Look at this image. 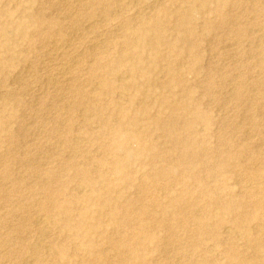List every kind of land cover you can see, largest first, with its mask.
Listing matches in <instances>:
<instances>
[{"label":"rangeland","instance_id":"obj_1","mask_svg":"<svg viewBox=\"0 0 264 264\" xmlns=\"http://www.w3.org/2000/svg\"><path fill=\"white\" fill-rule=\"evenodd\" d=\"M198 1L0 0V264H264V0H209L188 36Z\"/></svg>","mask_w":264,"mask_h":264},{"label":"bare ground","instance_id":"obj_2","mask_svg":"<svg viewBox=\"0 0 264 264\" xmlns=\"http://www.w3.org/2000/svg\"><path fill=\"white\" fill-rule=\"evenodd\" d=\"M97 1H100V0H97ZM183 1H190V0H183ZM208 4H209V0H199L198 3L195 2L191 6H188V8L186 10L179 11V12L175 13L174 14V17L172 16V18H174V19L176 18V22H177L176 23V26L177 27H180L181 29H183L184 32H186V34L188 36H191V35L195 34V28L192 27L193 25L191 23L192 16H194V14H196V12L199 11L200 9H202L203 7L208 6ZM217 12H219V8L217 9ZM220 15H221V20L223 22L226 21L225 20L226 17H223L224 14H223L222 11H220ZM183 16L185 18H188V20H187L188 22H184V20L182 19ZM166 18H167V16H165V14L163 13V11H160L155 19H149V20H145L144 19V20H142V22H141V28L139 29V32H138V34H139L138 40L141 41V43L144 44L145 46H150L151 48L158 49L161 46V43H162V41H161L162 26L160 25V22H162V20H164ZM102 20H104V19H102ZM187 23L188 24H191V26H187ZM127 29H128V27H127ZM169 55H171V54H168L167 57H169ZM164 57L165 56L162 57V56H158V55L153 54V55H151L149 57V59H150V62L155 65V64H157L159 62V60L161 58H164ZM132 73H133V70H130V69L129 70L127 69V71H120L119 72V74L121 76H125V75L127 76V75L132 74ZM93 75H96V72L95 71L93 72ZM169 75H170V77H172L174 79H177L176 77H174L173 74H169ZM257 75H258V73H257ZM123 79H125V78L123 77ZM105 83L107 85L108 84L110 85V83H108V82H105ZM189 97L190 96L188 95V98ZM181 105L182 104L175 105L174 107H172L171 110H170V113L168 111L169 115L167 116L168 119H166V120H163V118L161 117L162 113L163 114H166V112H164V111H158L157 114L154 116V127H155V129H157V130H161L162 129L168 137H173V136L178 137V136H176V132L178 131V127H179L178 125L181 123V120H182L183 116L180 115V114H178L177 112L181 108ZM186 105L187 104H185L184 107H186ZM187 112H188V114L193 115V118L191 120H187V121L184 120L185 121L184 122V126L186 128H190V127H193L194 124L201 119V117H200V113L198 112V110H197L196 107H194L191 110H188ZM81 118H82V116H81ZM118 132H121V131H118ZM141 133L142 132H138L136 130V132L134 134H135L136 137H138V136H141ZM179 139L180 138H175V141L180 144L179 147H178V149H181L184 146L181 149V153L192 154L191 155L192 157L200 156V154H198L197 152H195L196 150L195 151L193 150L192 145H190V144L184 145L185 142H183V140L181 141ZM111 143L114 144V145H116V147H118L119 149L125 150V149H127L128 139L121 140V138H116L115 140L111 141ZM140 143H141V146H142V148L144 150H148V148L151 147L148 143H144L143 140H140ZM152 149H154V148L152 147ZM130 158H133V157L131 156ZM164 171H166V169L163 170L162 172H164ZM251 182H252V179H251ZM111 200H112L111 198L109 200H106V202L104 203V205H110L112 203ZM223 208H225V207L223 206ZM121 210H120V212H121ZM115 211H118V208H116ZM114 213H116V212H114ZM128 216H129V213L127 212L121 218V224L124 227H128V218H129ZM39 219L40 220L38 221V223L40 222L39 224H41L44 227L45 226L47 227L49 225V223H50V219L47 216H45V215L41 216ZM161 221H162V223H166V225H169V223H170L167 220H161ZM47 233H49V232H47ZM226 233L227 234H232L233 233V230L228 229V230H226ZM41 239H43V238H41ZM245 264H247V263H245Z\"/></svg>","mask_w":264,"mask_h":264}]
</instances>
